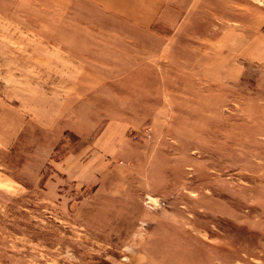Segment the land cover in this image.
Here are the masks:
<instances>
[{"label":"rangeland","instance_id":"1","mask_svg":"<svg viewBox=\"0 0 264 264\" xmlns=\"http://www.w3.org/2000/svg\"><path fill=\"white\" fill-rule=\"evenodd\" d=\"M0 264H264V0H0Z\"/></svg>","mask_w":264,"mask_h":264}]
</instances>
